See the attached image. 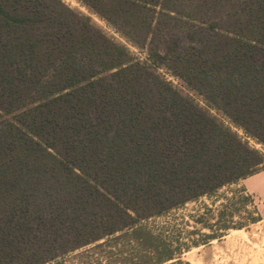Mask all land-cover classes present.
<instances>
[{
  "label": "trees",
  "instance_id": "trees-1",
  "mask_svg": "<svg viewBox=\"0 0 264 264\" xmlns=\"http://www.w3.org/2000/svg\"><path fill=\"white\" fill-rule=\"evenodd\" d=\"M77 1L148 58L63 0H0V264L127 231L145 264H189L144 222L264 171V0ZM230 205L215 225L245 227Z\"/></svg>",
  "mask_w": 264,
  "mask_h": 264
},
{
  "label": "rangeland",
  "instance_id": "rangeland-1",
  "mask_svg": "<svg viewBox=\"0 0 264 264\" xmlns=\"http://www.w3.org/2000/svg\"><path fill=\"white\" fill-rule=\"evenodd\" d=\"M63 2L72 9L91 17L94 23L102 28L107 35L128 47L133 57L141 61L147 60L148 55L145 49H139L129 44L125 38L77 0H63ZM159 72L173 82L184 95L194 98L202 107H207L203 97L190 90L185 83L170 76L164 70ZM211 113L229 125L220 112L212 110ZM234 129L243 136L240 130ZM250 144L262 149L254 141H250ZM243 188H246V191L239 192ZM242 196H250L251 202L248 207H243L240 203L239 199ZM230 202L236 203L235 208L240 209V212L236 213L232 219L233 224L243 223L245 227L231 228L225 231L215 224L221 212L226 210L225 207L229 206ZM258 213L262 215L263 220L250 223L249 216L256 217ZM201 220L204 223L214 224V230H217L221 237L205 244L206 235L212 231L206 228ZM227 220H229L228 217ZM144 225L155 235L165 240L170 248L177 253L176 257L184 263L264 264V171L237 185L223 188L213 197H202L171 211L164 217L150 219L144 222ZM130 235L131 231L118 234L117 236H121L119 239H110V242L100 241L48 264H145L154 262L155 255L130 241Z\"/></svg>",
  "mask_w": 264,
  "mask_h": 264
}]
</instances>
